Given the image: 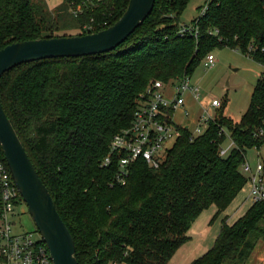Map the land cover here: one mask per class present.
Instances as JSON below:
<instances>
[{
    "label": "trees",
    "instance_id": "obj_1",
    "mask_svg": "<svg viewBox=\"0 0 264 264\" xmlns=\"http://www.w3.org/2000/svg\"><path fill=\"white\" fill-rule=\"evenodd\" d=\"M191 0H156L146 21L116 50L18 66L0 79V98L76 245L78 264H169L211 206L219 218L244 189L248 150L264 146V77L240 121L224 103L205 134L181 137L159 168L143 160L116 183L121 156L102 167L116 135L132 125L141 93L155 81L191 77L211 51L228 47L264 67V0H209L196 18L199 37L180 34ZM130 0H0V50L13 43L98 33ZM84 12L75 17L72 4ZM204 8V7H203ZM200 10V12L203 10ZM93 25L92 30H84ZM231 139L234 148L220 155ZM0 160L6 163L0 146ZM264 235V201L192 264H246Z\"/></svg>",
    "mask_w": 264,
    "mask_h": 264
},
{
    "label": "built area",
    "instance_id": "obj_2",
    "mask_svg": "<svg viewBox=\"0 0 264 264\" xmlns=\"http://www.w3.org/2000/svg\"><path fill=\"white\" fill-rule=\"evenodd\" d=\"M207 9L208 5H205L198 18L204 16ZM83 12L82 6L72 4L71 13L75 17ZM92 29L93 25L84 27V30ZM180 34H193L198 38L200 30L197 24L181 25ZM202 64L206 69L212 68L215 65L214 55L208 54ZM187 94H191L196 101L200 98L199 89L192 86L189 76L167 83L155 81L140 94L132 125L114 137L109 155L102 164V167H108L113 162V156H121L117 184H127L130 166L139 160L154 168L163 164L168 151L182 135L180 128L184 127L175 123L176 111L183 110L186 116L190 115L185 97ZM222 104V101L213 99L211 106L219 109ZM215 118L205 110L194 129L186 126L191 129V139L205 134ZM234 146L233 141L228 148L223 146L220 155L228 156ZM241 172L247 178L244 188L248 189L249 201L252 204L263 202L264 163L252 166L246 161ZM25 205L7 164L0 160V264H54L40 233L27 231L16 222L21 214H16V208ZM35 233L40 236L38 240L34 239Z\"/></svg>",
    "mask_w": 264,
    "mask_h": 264
},
{
    "label": "water",
    "instance_id": "obj_3",
    "mask_svg": "<svg viewBox=\"0 0 264 264\" xmlns=\"http://www.w3.org/2000/svg\"><path fill=\"white\" fill-rule=\"evenodd\" d=\"M156 0H130L124 15L98 33L13 43L0 50V79L23 64L83 58L116 50L151 15ZM0 146L28 212L54 264H78L75 241L58 213L0 98Z\"/></svg>",
    "mask_w": 264,
    "mask_h": 264
},
{
    "label": "rangeland",
    "instance_id": "obj_4",
    "mask_svg": "<svg viewBox=\"0 0 264 264\" xmlns=\"http://www.w3.org/2000/svg\"><path fill=\"white\" fill-rule=\"evenodd\" d=\"M45 1L52 10L64 3V0ZM208 1L191 0L181 16V25H191ZM65 34L77 36L79 31H70ZM211 53L215 57V65L206 69L201 64L191 75V84L199 89L200 98L196 101L191 94L185 96L190 115L186 116L183 110L176 111L174 120L179 126H190L194 129L198 119L205 114V110L217 116L221 108L217 109L211 106L213 99H218L224 103L225 116L240 121L250 105L258 81L264 77V67L238 50L217 46ZM230 145L231 140L228 139L224 148H228ZM246 158L252 166H256L259 162L264 163V146L261 149L248 150ZM247 192L246 187L229 207L230 210L245 200ZM250 207L251 203L247 202L245 208L249 209ZM15 212L17 215L21 213L16 221L19 226L22 225L27 231H38L26 205L17 207ZM218 226L220 225L214 226L212 232ZM39 237L38 233L34 234L35 240H38ZM197 239L195 237L194 242ZM255 244L256 247L246 264H264V235L256 238Z\"/></svg>",
    "mask_w": 264,
    "mask_h": 264
},
{
    "label": "crops",
    "instance_id": "obj_5",
    "mask_svg": "<svg viewBox=\"0 0 264 264\" xmlns=\"http://www.w3.org/2000/svg\"><path fill=\"white\" fill-rule=\"evenodd\" d=\"M247 202L251 203L248 199V193L247 197L240 205L233 207L231 210L230 208L227 209L219 218H216L218 215V208L216 206H211L209 209L205 210L194 222L189 231V242L177 251L169 264H192L195 260L205 255L214 246L220 235L223 221L226 220L228 225H233L249 210L245 208ZM252 205L251 203V206ZM217 224L220 226L216 227L214 232H212V228ZM193 237L194 239L195 237L198 239L194 242Z\"/></svg>",
    "mask_w": 264,
    "mask_h": 264
}]
</instances>
